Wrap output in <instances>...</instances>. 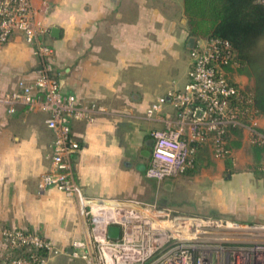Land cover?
<instances>
[{
	"label": "crops",
	"instance_id": "0c3cea01",
	"mask_svg": "<svg viewBox=\"0 0 264 264\" xmlns=\"http://www.w3.org/2000/svg\"><path fill=\"white\" fill-rule=\"evenodd\" d=\"M50 4L43 20L44 39L55 50L62 91L76 95L82 106L104 109L93 113L92 120H71L73 135L81 144L74 159L76 178L87 197L170 207L166 190L201 175L216 190L209 195L212 206L226 205V192L221 189L225 160L215 157L209 147L200 150V170L163 180L147 175L153 158L152 133L165 129L166 113L173 107L168 100L154 117L146 111L158 98L190 81L192 50L187 44L192 35L184 0H51ZM53 29H58L56 35ZM204 40L198 38L197 43ZM39 65L21 33L0 48V264L7 250L4 228L21 227L53 237L69 256V237L81 240L89 233V222L76 198L54 187L39 190L54 139L46 123L48 112H31L21 105L9 113L2 100L18 88L21 79H34ZM230 74L235 81L253 86L247 76ZM259 124L264 134V116ZM251 136L248 128L235 131L231 155L237 159L243 151H251L260 163L264 149L258 161ZM207 164L212 166L205 170ZM259 213L264 216V210ZM61 255L50 257L49 264Z\"/></svg>",
	"mask_w": 264,
	"mask_h": 264
},
{
	"label": "built area",
	"instance_id": "2783aa9c",
	"mask_svg": "<svg viewBox=\"0 0 264 264\" xmlns=\"http://www.w3.org/2000/svg\"><path fill=\"white\" fill-rule=\"evenodd\" d=\"M50 2L0 0V48L21 33L40 63L34 79H21L18 88L2 100L9 113L21 105L31 112H48L46 123L54 139L46 154L50 166L40 177L39 190L54 187L76 198L89 222L88 236L73 242L71 256L87 264H264V224L179 215L156 203L91 199L82 191L74 164L81 144L73 135L71 120H92L93 113L104 109L82 106L76 95L62 91L55 50L44 39L43 20ZM191 53L187 85L158 98L146 111L154 117L168 100L173 107L166 113L165 129L152 133L153 158L147 175L158 180L186 173L194 167L195 151L204 146L217 158L231 155L227 135L233 127L250 129L251 141L264 143L253 93L232 79L229 71L238 66L232 45L222 39H205ZM111 226L120 228L119 238L109 237ZM216 226H225L229 233L214 237ZM2 236L7 245L4 264H49L50 257L59 252L38 231L8 227ZM17 249L32 254L15 255Z\"/></svg>",
	"mask_w": 264,
	"mask_h": 264
},
{
	"label": "trees",
	"instance_id": "16d2710c",
	"mask_svg": "<svg viewBox=\"0 0 264 264\" xmlns=\"http://www.w3.org/2000/svg\"><path fill=\"white\" fill-rule=\"evenodd\" d=\"M185 14L188 18L190 34L201 39H222L233 48L237 67L229 71L247 76L253 82L249 87L253 93V103L258 115L264 116V2L261 0H184ZM233 79V77H232ZM242 128L233 127L227 137L229 143L235 131ZM256 156L264 143L253 142ZM230 147L232 149L231 143ZM195 151L194 167L187 173L200 167V150ZM232 154V153H231ZM230 156V155H228ZM227 157V156H226ZM15 255L30 256L26 249H17ZM40 254H45L42 250Z\"/></svg>",
	"mask_w": 264,
	"mask_h": 264
},
{
	"label": "rangeland",
	"instance_id": "374dc122",
	"mask_svg": "<svg viewBox=\"0 0 264 264\" xmlns=\"http://www.w3.org/2000/svg\"><path fill=\"white\" fill-rule=\"evenodd\" d=\"M201 156L204 159L209 157L207 154H201ZM219 159H224L226 164L221 186V189L226 192V205H222L221 208L212 206L208 199L214 189L213 185L206 183L208 180L201 175L196 180L189 178V180L185 179L177 185H173L174 190L172 188L170 191L166 190V204H172L170 207L179 215L217 220H245L249 224H264V216L259 213L260 210H264V160L260 163L256 162L251 151H243L237 159L233 158L232 155ZM151 163L152 161H150L149 167ZM208 167L207 164L205 170H208ZM201 174L203 175V173ZM228 177L230 178L228 179ZM215 192L214 189V194ZM156 204L160 207H166L160 205L159 202ZM226 233L229 231L226 230L225 226L212 228V234L216 238H221ZM49 238L59 249L55 255L62 254L60 258L56 257L55 264H85L83 261L69 256L67 250L62 249L63 246L53 237V239ZM73 238L74 236L69 237L68 246L70 244L72 246L73 242L76 241ZM3 242L5 243L4 238Z\"/></svg>",
	"mask_w": 264,
	"mask_h": 264
},
{
	"label": "water",
	"instance_id": "95a60500",
	"mask_svg": "<svg viewBox=\"0 0 264 264\" xmlns=\"http://www.w3.org/2000/svg\"><path fill=\"white\" fill-rule=\"evenodd\" d=\"M56 32H58V29H53V35H56ZM197 41H198V37L193 36V35L190 36L188 39L187 47L189 49L193 50L196 46ZM153 142H154V140H153ZM151 143H152V141H151ZM108 235L111 238H119L120 237V228L118 226H111L109 228Z\"/></svg>",
	"mask_w": 264,
	"mask_h": 264
}]
</instances>
